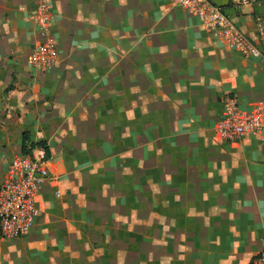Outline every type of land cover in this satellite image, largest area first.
Segmentation results:
<instances>
[{
    "label": "crops",
    "instance_id": "obj_1",
    "mask_svg": "<svg viewBox=\"0 0 264 264\" xmlns=\"http://www.w3.org/2000/svg\"><path fill=\"white\" fill-rule=\"evenodd\" d=\"M40 1L51 6L59 58L52 71H29L54 85L68 80L69 98L58 93L47 114L57 119L52 133L86 141L62 146L44 139L52 178L38 197L41 216L13 242L35 231L31 244L54 229V220L67 222L64 200L55 198L59 188L70 192V183L58 186L64 169L58 149L73 147L101 158L100 170L90 172L92 190L116 188L111 197L119 202L132 181L133 211L142 186L157 188L151 200L166 206L163 218L181 220L166 227L176 242L167 241L165 264H251L264 248V141L226 143L214 130L222 97H236L244 110L264 101V57L244 59L226 50L172 0H0V59L23 47L28 59L37 30L27 18ZM209 1L254 37L260 7ZM260 48L264 56V42ZM31 118L41 122L39 114ZM4 153L0 144V183L10 165ZM43 220L53 226H42ZM33 246L40 252L31 264H61L60 255L72 256L61 248L50 263L39 243Z\"/></svg>",
    "mask_w": 264,
    "mask_h": 264
},
{
    "label": "rangeland",
    "instance_id": "obj_2",
    "mask_svg": "<svg viewBox=\"0 0 264 264\" xmlns=\"http://www.w3.org/2000/svg\"><path fill=\"white\" fill-rule=\"evenodd\" d=\"M29 17L30 15L27 19L30 24ZM23 48H19L15 54L4 52V57L0 59V63L4 65L2 68L0 66V144L4 146V154L10 157V162L18 155V151L21 152L23 135L27 136V147L40 143L51 156L44 139L55 138L62 146H66L65 142L83 144L85 140L74 134L60 135L57 129V134L52 133L57 126V119L54 114H47L52 113L58 93L63 98H69L70 89L66 86L68 80H63L64 85H54V80L32 77ZM34 113L41 116V122L31 118ZM58 157L64 167L60 171L62 176L58 186L61 182L70 183V187L66 188L70 192H62L59 188L54 197L64 200L60 211L64 213L67 222L59 220L61 222L55 223L54 220V229H47L46 233L36 235L37 240H33L31 244L28 239L35 231L27 239L18 242L6 243L0 240V262L31 264L32 259L29 258L33 256L35 259L37 252H40L36 251L38 246L33 245L39 243L44 250L42 254L47 259L50 258V263L62 253L60 249L64 248V252L75 256L64 259V255H60L61 264H165L166 256L168 257L165 245L168 240L169 245L172 240L176 242V236L167 234L166 227H171V223L178 227L181 220L163 218L166 206L152 202L151 191L157 188L142 186L140 194L135 195L137 208L133 211L131 180L126 182V195L119 202L111 197L116 193V188L113 191L105 189L103 192L98 184L99 187L92 190L90 172L95 167L100 170V157L90 156L73 147L58 149ZM72 183L74 187L71 186ZM50 203H53V198L47 202ZM52 206L53 204L48 207ZM51 221L53 220L45 224L43 220L42 226H53ZM28 244L30 247L26 246ZM68 246H75V250L69 251Z\"/></svg>",
    "mask_w": 264,
    "mask_h": 264
},
{
    "label": "built area",
    "instance_id": "obj_3",
    "mask_svg": "<svg viewBox=\"0 0 264 264\" xmlns=\"http://www.w3.org/2000/svg\"><path fill=\"white\" fill-rule=\"evenodd\" d=\"M174 5L196 17L200 26L226 50L244 59L263 58L264 0H229V7L241 9L258 6L254 17V37L246 36L226 14L209 0H173ZM37 30L36 41L28 55V66L37 73L52 71L58 64L59 52L51 31L54 15L46 1L37 3L29 17ZM222 116L215 126L216 136L223 142L236 143L246 137L264 141V101L255 102L251 109L240 107L236 97L226 95L221 101ZM46 147L36 146L29 153L15 156L0 183V238L13 242L26 236L41 216L38 197L51 180ZM264 264V248L251 261Z\"/></svg>",
    "mask_w": 264,
    "mask_h": 264
},
{
    "label": "trees",
    "instance_id": "obj_4",
    "mask_svg": "<svg viewBox=\"0 0 264 264\" xmlns=\"http://www.w3.org/2000/svg\"><path fill=\"white\" fill-rule=\"evenodd\" d=\"M26 143H28V139L26 135L22 136V144H21V154L26 155L29 153V150L36 147V146H43L42 144H30L29 147L26 146Z\"/></svg>",
    "mask_w": 264,
    "mask_h": 264
}]
</instances>
